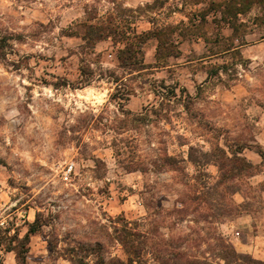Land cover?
Here are the masks:
<instances>
[{"label": "rangeland", "instance_id": "rangeland-1", "mask_svg": "<svg viewBox=\"0 0 264 264\" xmlns=\"http://www.w3.org/2000/svg\"><path fill=\"white\" fill-rule=\"evenodd\" d=\"M227 2L0 0V264H264V161L218 183V146L264 148L261 4L233 32Z\"/></svg>", "mask_w": 264, "mask_h": 264}, {"label": "trees", "instance_id": "trees-1", "mask_svg": "<svg viewBox=\"0 0 264 264\" xmlns=\"http://www.w3.org/2000/svg\"><path fill=\"white\" fill-rule=\"evenodd\" d=\"M250 0H228V2L224 5V9L226 11V14L229 15L230 18L227 19V23L229 25H231L233 32H235L237 30V24L235 22H233L231 19L233 18H237L238 13H242L246 11V7L247 5H249ZM260 4H261V8H262V19L264 21V0H257ZM225 12L223 11V14ZM157 41H158V45H157V49H156V53L160 54L162 51H164L165 47L164 44L162 46V43H164L160 37V31L156 32L155 34H153ZM234 36V33H233ZM125 50H122V53L124 54V58H120L119 56V60L123 63V65L128 64L127 62H125L126 60H133L136 57V53L133 50V48L131 47H125ZM232 49V48H231ZM230 50V49H228ZM165 53V52H164ZM163 54V53H161ZM167 56H172V57H178L180 55L179 51H177L175 54L172 53V51L167 52L166 53ZM226 148H221L218 146L217 151H218V155H220V161L218 162V166L220 169V181H218L219 184H224V188H225V193H229V191H233V193L239 192L240 193V189L239 188H235L232 189V186L227 185L226 182L229 180H241L243 181L245 178H250L256 174H258L257 172H255L254 170L256 169L257 165L252 163L249 159H247V157L245 155H243V151L244 149H250L253 150L255 153H257L260 158L262 159V161H264V148L262 147L261 144H259L258 142H256L255 144H250L248 142H241V143H234L233 145H226ZM169 161L170 164H175L176 160L174 158H167V162ZM250 187V186H249ZM238 207L241 206V204L237 205ZM239 213V212H238ZM45 220L42 218V214L40 212H37L34 220L32 222H28V228L26 230V232L24 233L23 237L20 238V242H26V244H28L29 242V238L32 234H35L37 232H39L41 230V228L46 225V222H44ZM18 235V234H17ZM16 235V237H17ZM122 243L125 247H128L127 250V254H129L130 258L128 259L127 262L124 261H120V260H116V261H107L105 260V258L102 256V254L100 253L102 250V246L99 242H96L94 245L91 244H80L78 249L79 252L76 251V249L72 248L69 251H72L71 255H67V253L64 255L65 259H67L68 261L71 262V264H89V262L85 261L83 254L78 255L79 253H83V252H89V254H87L86 256H89L90 254L93 255L94 257V264H132L133 263V259L132 256L130 255V247H132V243H130L128 240L124 241L122 240ZM227 243V242H226ZM229 244V243H228ZM225 246H227V244H224ZM231 250H232V254L233 256L236 258H241V257H247V254L244 253H240L237 252L235 250V248L233 247L232 244H229ZM95 248H97L98 250H96ZM129 251V253H128ZM133 253L135 256L139 257V251L134 248ZM25 253L26 250H24L23 252H16V259L21 262L22 264H25ZM231 251L229 250V255H230ZM137 254V255H136ZM75 255H78L76 258ZM249 257V256H248ZM250 260H254V258H252L251 256L248 258ZM254 261H258V260H254ZM132 262V263H131ZM261 262V261H259ZM263 263V262H261Z\"/></svg>", "mask_w": 264, "mask_h": 264}, {"label": "crops", "instance_id": "crops-1", "mask_svg": "<svg viewBox=\"0 0 264 264\" xmlns=\"http://www.w3.org/2000/svg\"><path fill=\"white\" fill-rule=\"evenodd\" d=\"M176 58H178V57H176ZM247 242H248V241H245V243H244V244H247ZM9 251H10V250H9ZM7 252H8V251H7ZM11 252H12V251H11ZM241 253H243V252H241Z\"/></svg>", "mask_w": 264, "mask_h": 264}]
</instances>
